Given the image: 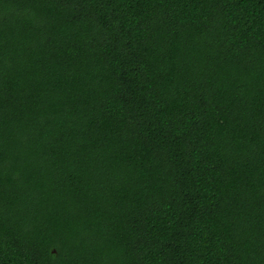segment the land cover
I'll use <instances>...</instances> for the list:
<instances>
[{
  "label": "trees",
  "instance_id": "1",
  "mask_svg": "<svg viewBox=\"0 0 264 264\" xmlns=\"http://www.w3.org/2000/svg\"><path fill=\"white\" fill-rule=\"evenodd\" d=\"M0 264H264V0H0Z\"/></svg>",
  "mask_w": 264,
  "mask_h": 264
}]
</instances>
